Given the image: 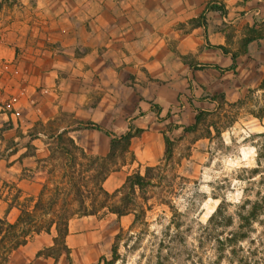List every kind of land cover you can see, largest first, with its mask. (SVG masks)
<instances>
[{"label": "crops", "instance_id": "0c3cea01", "mask_svg": "<svg viewBox=\"0 0 264 264\" xmlns=\"http://www.w3.org/2000/svg\"><path fill=\"white\" fill-rule=\"evenodd\" d=\"M0 37V220L11 224L55 179L68 183L67 141L84 168L98 160L89 172L108 173L112 194L165 160L166 137L264 81V0H0ZM88 125L134 134L128 151L109 160L112 139ZM97 215L70 221L71 257L97 240ZM55 236L0 249V264H78L46 253Z\"/></svg>", "mask_w": 264, "mask_h": 264}, {"label": "rangeland", "instance_id": "374dc122", "mask_svg": "<svg viewBox=\"0 0 264 264\" xmlns=\"http://www.w3.org/2000/svg\"><path fill=\"white\" fill-rule=\"evenodd\" d=\"M263 83L247 101L206 114L184 138L175 137L172 156L151 173L154 187L137 192L134 214L121 220L98 211L97 240H78L91 242V249L64 258L78 264H264V125L249 123L264 116ZM93 174L84 178L88 187L95 185ZM55 180L45 202L56 198L57 204L35 211L43 221L64 214V202L75 198L74 192L56 195L65 179ZM76 208L68 205V214Z\"/></svg>", "mask_w": 264, "mask_h": 264}, {"label": "trees", "instance_id": "16d2710c", "mask_svg": "<svg viewBox=\"0 0 264 264\" xmlns=\"http://www.w3.org/2000/svg\"><path fill=\"white\" fill-rule=\"evenodd\" d=\"M264 85V83H263ZM204 114L199 113L196 117V122L190 127L185 128L184 132L187 134L191 130L196 129L200 124ZM90 128H94L105 133L112 139V153L108 157L109 160L114 159L116 151L120 148L123 153L128 151L131 140L134 136L132 133L116 138L112 137V134L101 129L96 125H88ZM137 133H140L138 131ZM167 152L165 158H170L173 153L174 141L166 137ZM63 156L68 158V164L70 172L65 174L67 177L68 183L65 185H58L55 187V194L66 195L67 197L73 192L75 193V198L71 203L68 201L64 202L63 210L64 214H58L54 218H51L47 221L38 220L35 213H29L23 211L21 217L15 224H11L9 219L0 220V237L1 245L0 249L4 250L8 254L16 250L19 246L27 243L28 238L33 237L34 235L41 234L46 232L51 234V229L55 227L56 236L54 238V247L49 250L50 253H53L58 259L62 254L70 255V249L67 247L66 239L69 235V224L70 221L75 217V215L81 216H93L97 215L98 211L103 209H108V211L118 218L132 215L136 211L134 209L133 200L136 198L137 192H144L147 188L154 187L151 173L156 171L157 167H149L146 169L145 174L141 175L140 173H135L127 179L126 184L120 190L110 194L106 192L101 183L106 178L107 174L103 171H96L92 178L94 186L88 187L84 184V178L86 173L90 169L94 168L97 164V159L90 158L87 160V166L84 168V164L79 162L77 153L80 152V156L83 159H86L85 154L73 143V141H67L66 146L62 150ZM84 165V166H83ZM79 166V170H77ZM46 194V187L41 193V198L36 205V209H42L44 211H49L53 209L56 205V198L51 199L48 202L44 201V195ZM55 195V196H56ZM119 195H123V198L120 201H116ZM68 205H77L76 210L73 213L68 214L67 206ZM40 222V223H39ZM23 228V230H20ZM62 247V251H60Z\"/></svg>", "mask_w": 264, "mask_h": 264}, {"label": "built area", "instance_id": "2783aa9c", "mask_svg": "<svg viewBox=\"0 0 264 264\" xmlns=\"http://www.w3.org/2000/svg\"><path fill=\"white\" fill-rule=\"evenodd\" d=\"M0 43H1V37H0Z\"/></svg>", "mask_w": 264, "mask_h": 264}]
</instances>
